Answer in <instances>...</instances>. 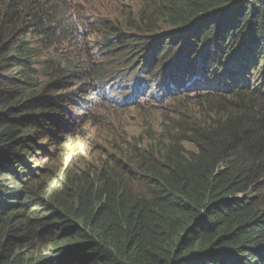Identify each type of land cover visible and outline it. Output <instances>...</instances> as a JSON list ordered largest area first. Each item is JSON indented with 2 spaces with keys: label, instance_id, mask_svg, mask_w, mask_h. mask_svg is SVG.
Masks as SVG:
<instances>
[{
  "label": "trees",
  "instance_id": "obj_1",
  "mask_svg": "<svg viewBox=\"0 0 264 264\" xmlns=\"http://www.w3.org/2000/svg\"><path fill=\"white\" fill-rule=\"evenodd\" d=\"M59 2L0 0V264H264V0H141L115 17L117 0H83L79 14L105 16L83 43ZM104 42L113 66L139 65L125 72L128 94L152 83L163 97L194 94L199 120L190 112L122 143L109 133L119 155L95 144L89 162L64 155L30 174L17 162L46 137L35 115L58 110L87 77L92 98L105 94L83 62L103 65L93 53ZM256 54L253 84L241 67ZM98 123L99 136L111 123Z\"/></svg>",
  "mask_w": 264,
  "mask_h": 264
},
{
  "label": "clouds",
  "instance_id": "obj_2",
  "mask_svg": "<svg viewBox=\"0 0 264 264\" xmlns=\"http://www.w3.org/2000/svg\"><path fill=\"white\" fill-rule=\"evenodd\" d=\"M82 1L83 0H60L59 8L61 9V13L64 15L65 19H67L78 29V40L83 43L84 36L81 34L83 30L86 29V31H90L93 29L90 28L89 21L101 22L103 19H105V16L98 15L100 13L96 14L95 10L89 9L88 11L86 10V12L80 11L79 14V7H81L80 4ZM117 3L120 4V7H122V0H117ZM99 7L102 8V5H99ZM75 8L77 9L76 11H74ZM103 48L105 49V52L101 53L100 50H96L93 53V61L102 63L103 65H93V67H90L88 64L87 55H84L83 62L85 63L86 67L91 69V74L93 76L101 74L104 77L103 81L106 84L104 89H110V93H112L111 99L106 97V99L103 101H99L98 97L92 98L94 96H92V94L89 95L90 93L84 94L82 92L85 90L83 86L90 85L88 82L90 78L87 77L83 81H78L73 84L69 92H74V95H71V99H68L62 107L57 106L58 110H46L35 115V117L38 118L37 126L41 132L46 135V137H43V139L48 140L52 148L55 150L53 151V154L59 152L62 147H68V144H64L67 142V140H70V138L87 134L89 128L95 125L99 119L108 121L114 120L118 114L130 108H140L148 111L160 112L161 114H165L167 112H177L180 111V109L185 105L195 100L193 99L194 94H190L188 97H184L183 95L173 96L172 94V96L163 97L162 94H157L154 83L147 86L143 90V93L135 95H132L131 93L128 94L127 91L130 86L126 87L122 81L125 82L127 80V75L125 72L128 68L135 67V73H138L136 70L139 67L138 63L128 64L125 62L122 66H113L112 58L106 53L107 48L104 46ZM258 65L259 63L257 62L256 66ZM158 66L159 64L156 67ZM258 67L260 72L262 67ZM135 73H133V76ZM188 79L189 78L187 77V80ZM250 80L254 84L255 80ZM85 99H88V103L90 104V107L87 109H83L80 106V104ZM45 121L47 124L43 123ZM34 146L42 149V146L37 144V142L32 145V148ZM24 156H21L20 162H17V164L24 165L26 171H28L30 174H35V176L38 177V173L44 172L46 170L48 161L43 163L41 161L35 160L34 156H32V163L30 165L24 160ZM2 178L5 177L3 176ZM2 178L0 179L1 182L4 181Z\"/></svg>",
  "mask_w": 264,
  "mask_h": 264
},
{
  "label": "rangeland",
  "instance_id": "obj_3",
  "mask_svg": "<svg viewBox=\"0 0 264 264\" xmlns=\"http://www.w3.org/2000/svg\"><path fill=\"white\" fill-rule=\"evenodd\" d=\"M122 7L118 12H111L110 14L112 17L117 16L118 14H121V10H125L131 5L135 6L136 8H139L142 6L141 0H122ZM101 12H105L103 8H100ZM156 35L155 37L157 39H162L166 40L167 37H163ZM242 38L240 34H237L233 39L232 42L228 46H236V43L239 44L241 41H239ZM170 49V48H166ZM262 54H259L257 59H260V62L258 66L262 67V61L261 56ZM255 66L254 70L250 72L248 75L249 78H255L258 76L259 73V67ZM251 71V69L249 70ZM196 102H191L187 105H185L183 108L180 109V111L177 112H167L165 114H161L160 112H153V111H148L145 109H140V108H130L127 110H124L120 114H118L114 120L109 121V124H102L100 126V135H96L95 133L97 132V126L100 125V123L93 125L91 128H89L87 134H82L80 136H77L75 138H72L74 140L75 145L71 147L69 145L68 147L61 148V150L57 153L53 154L54 148H52L51 144L49 143L48 140L43 139L39 140L37 144H40L42 146V149L33 147L34 149V156L35 160L41 161L45 163L48 161V164L46 166L52 167L54 165H58L62 162L61 157L63 158L64 155L68 158V160L75 162H89V158H87V155L90 154V151L87 152L86 147H93L95 144L97 147H100V145L103 146V149L108 151L109 155H119V153L115 150L116 146L121 147L120 144H117L113 146L111 143L112 141L106 140V135L109 133L110 136L112 137L114 135H119V139H121V143L124 140L129 141V138L135 137L137 139H146L149 137V134H145L144 132L148 131V129L153 128L154 130L161 129L165 125H173L174 121H177L183 117H186L188 113L192 112L195 113L196 118L199 120L198 116L200 117L199 114V108L195 106ZM186 112V114L181 113V111ZM198 115V116H197ZM103 127V128H101ZM39 129V128H38ZM40 130V129H39ZM122 134L125 136V138L128 139H123L122 140ZM88 135V137L86 136ZM34 138V136H32ZM106 140V141H104ZM99 144V145H98ZM83 147H85V151H83ZM77 153V154H76ZM98 151H94L91 153L92 156L97 155ZM106 156H104V159ZM49 159V160H48ZM24 160L28 162L30 165L32 163L31 158H27V156H24ZM138 160V157L132 158L130 161L135 163ZM133 166V165H132ZM128 170L133 172V174L130 175V181L132 183V186L135 190L136 193L138 194H146L147 190L146 187L144 186L140 174L138 173V167H128ZM3 179V178H2ZM33 184V182H30L29 185Z\"/></svg>",
  "mask_w": 264,
  "mask_h": 264
},
{
  "label": "bare ground",
  "instance_id": "obj_4",
  "mask_svg": "<svg viewBox=\"0 0 264 264\" xmlns=\"http://www.w3.org/2000/svg\"><path fill=\"white\" fill-rule=\"evenodd\" d=\"M113 12H116V11H113ZM104 47H106L107 48V50L109 51V53H111V51L109 50L110 49V45L107 43V42H104ZM246 55H247V52H246ZM256 55H259V54H256ZM254 61H256V62H260V59H254ZM252 61H250V63H251ZM247 70H250V69H246V71ZM248 72H252V70L251 71H248ZM204 78H203V80L201 81V82H204ZM133 81H135V79L133 80ZM127 83V82H126ZM142 83H140V85H141ZM106 97H108V96H106ZM86 104H88V107L87 108H89L90 107V104L88 103V99H85V100H83V102L80 104V106L83 108V109H85V105ZM86 108V109H87Z\"/></svg>",
  "mask_w": 264,
  "mask_h": 264
}]
</instances>
